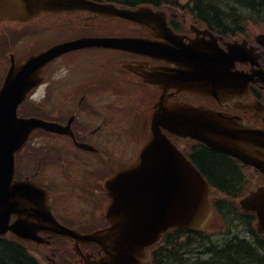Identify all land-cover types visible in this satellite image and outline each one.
Returning a JSON list of instances; mask_svg holds the SVG:
<instances>
[{
  "label": "water",
  "instance_id": "water-1",
  "mask_svg": "<svg viewBox=\"0 0 264 264\" xmlns=\"http://www.w3.org/2000/svg\"><path fill=\"white\" fill-rule=\"evenodd\" d=\"M90 12L96 17H120L139 22L157 40L132 37L81 38L35 54L13 66L0 92V235L40 243V231L52 232L96 244L103 255L85 264H144L146 248L156 244L171 228L199 230L212 225L214 212L210 189L202 174L177 149L164 131L190 138L213 150L227 153L264 174V129L238 116L219 111L181 106L163 100L153 113L150 138L136 163L106 183L111 200L108 228L81 235L61 225L50 210L49 195L30 179L14 181V154L20 152L32 131L47 127L40 119H21L17 109L27 93L40 83L43 68L60 55L87 47L120 48L169 62L158 67L153 82L165 92L189 91L210 96L221 103L245 97L253 76L238 71L237 63L255 56L247 41L225 42L210 32V40L178 35L167 26L165 13L149 7L119 9L90 0H0V23L30 21L42 13ZM264 38V36H259ZM172 94L168 93V96ZM246 212H255L256 228L264 233V186L252 190L239 202ZM16 217L10 225L11 216Z\"/></svg>",
  "mask_w": 264,
  "mask_h": 264
},
{
  "label": "flooded vegetation",
  "instance_id": "flooded-vegetation-1",
  "mask_svg": "<svg viewBox=\"0 0 264 264\" xmlns=\"http://www.w3.org/2000/svg\"><path fill=\"white\" fill-rule=\"evenodd\" d=\"M91 17L89 13L42 14L40 28L31 30L0 25V88L13 61L20 64L30 55L62 42L80 37L155 39L148 28L135 22ZM182 19L185 24L187 20ZM39 38L40 48L27 52L25 43L32 44ZM257 51L260 55L258 69L264 74V41ZM163 65L166 64L126 50L82 48L63 54L45 67L40 87L25 102L34 110L21 114L56 124L59 130L38 131L40 146L37 149L31 144L34 138L30 140L31 147L28 145L20 158H33L38 168L22 178L31 175L50 192L52 210L64 225L83 234L108 225L105 181L136 160L149 138L153 110L163 97V91L146 82L141 75ZM240 68L250 70V66ZM63 72L65 75L61 78ZM170 101L221 108L215 101L186 92L175 94ZM247 101L255 102L252 112L237 102L226 103L223 107L264 127V114L258 111L259 102L264 104V84L252 85ZM172 139L183 150L179 144L181 139ZM52 166L56 171L51 170ZM52 173L62 174L63 178L50 177ZM41 235L49 243L40 247L47 248L45 258L53 264H57L56 259L65 246L74 247V240ZM82 250L86 255L98 256L96 246H83ZM80 263L82 258L75 256L72 264ZM60 264L68 263L61 259Z\"/></svg>",
  "mask_w": 264,
  "mask_h": 264
},
{
  "label": "trees",
  "instance_id": "trees-1",
  "mask_svg": "<svg viewBox=\"0 0 264 264\" xmlns=\"http://www.w3.org/2000/svg\"><path fill=\"white\" fill-rule=\"evenodd\" d=\"M127 7L151 5L153 7L179 6L181 0H106ZM193 3L192 12L195 18L208 23L212 28L226 36H241L248 33L250 23L253 25L264 22L261 17L252 21L251 16L240 13L225 14L227 3H234L243 10L253 13L264 12V0H188ZM195 161L202 169L210 174L213 181L226 191L232 200L242 197L240 181L243 180L239 164L226 159L206 148H200ZM212 173V175H211ZM223 183V184H222ZM228 205V204H227ZM235 221L247 229L252 241L231 235L232 217L224 210L226 205H220L223 222L228 226L224 235H202L196 231L171 230L166 233L162 241L149 250L150 264H264V236L257 234L254 228L255 218L252 214L241 212L236 203L228 205ZM239 226V225H237ZM202 249L200 254L209 258L202 260L201 255L194 252L191 247ZM0 264H38L30 256L21 242L0 239Z\"/></svg>",
  "mask_w": 264,
  "mask_h": 264
},
{
  "label": "rangeland",
  "instance_id": "rangeland-1",
  "mask_svg": "<svg viewBox=\"0 0 264 264\" xmlns=\"http://www.w3.org/2000/svg\"><path fill=\"white\" fill-rule=\"evenodd\" d=\"M181 3H183L182 5H186L187 9H188V10L185 9V8L181 9L182 12H184V10L188 12L190 7L187 4V2L186 1H182ZM227 6H228V8L224 9V11H223L225 14L236 13L237 12V13H240L242 15H246L248 17L251 16L252 17V21H257L258 19H260L261 17L264 16V12L253 13L251 10L250 11L243 10L240 6H238V5L234 4V3H227ZM177 11L179 13H182L180 10H177ZM188 14H190V12H188ZM188 17H189V15H188ZM27 25L28 26H35L37 28H40V18H38L34 22H31V23L26 24V25L5 23V24H3V28H6V27L23 28L24 26L28 27ZM252 26H253L252 23H250V26H249L250 30L252 29V31L255 34L264 33V22L263 23H259L258 25H254L253 27ZM30 43L31 42L25 43V48H26L27 52H28V50L32 51L34 49L40 48V38H39L38 41H35L32 44H30ZM64 72L62 74H60L61 78L64 77V75H65ZM31 144H32V147H35L36 149L40 146V135H38V133L35 134L34 139L32 140ZM181 146L183 147V144H181ZM23 160H24V158H22V161L19 162L21 176H22L23 172H26V173L32 172L37 167L36 160L32 161V162L26 161L25 162L26 170H25V169L22 168L23 167V163H24ZM50 168H51V170L56 171L55 167L52 166ZM243 175H244V177H246L245 189L247 191L248 190H253V189L256 188V186L264 184V178L262 176H260L259 174H257L255 171L251 170L250 168H246L245 169V173ZM50 177H54L56 179H59V178L62 179L63 178L62 174L58 175V174H55V173H52L50 175ZM59 189H61V188H59ZM215 227L217 229L220 227L218 221L215 223ZM247 238L250 239L249 236H247ZM194 247H195V249H194ZM191 248L194 249V252H196L197 254L200 255V251H202V249H197L198 246H193ZM29 249H30V253L39 261L40 264H53V261H48L45 258V254H46V250H47L46 247H40V246L36 247V246L33 245V246H29ZM41 253H42V255H41ZM207 258L208 257H206L205 259H207ZM61 259H66L68 264H72V261L74 259V255L69 250V247H67V246L64 247L63 252L61 253V255H59L58 259H56L57 260V264H60Z\"/></svg>",
  "mask_w": 264,
  "mask_h": 264
}]
</instances>
